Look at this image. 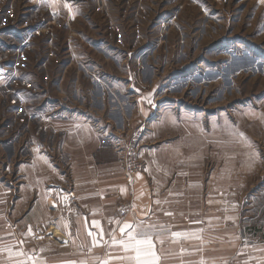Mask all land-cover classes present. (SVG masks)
I'll list each match as a JSON object with an SVG mask.
<instances>
[{
	"label": "crops",
	"instance_id": "0c3cea01",
	"mask_svg": "<svg viewBox=\"0 0 264 264\" xmlns=\"http://www.w3.org/2000/svg\"><path fill=\"white\" fill-rule=\"evenodd\" d=\"M142 18V0H0V137L15 131L0 155L16 161L22 220L69 236L38 264H135L120 241L171 222L156 212L197 191L206 128L178 96L156 95L142 28L120 24ZM140 125L145 169L129 176L113 142ZM51 185L73 186L72 208L55 205Z\"/></svg>",
	"mask_w": 264,
	"mask_h": 264
},
{
	"label": "rangeland",
	"instance_id": "374dc122",
	"mask_svg": "<svg viewBox=\"0 0 264 264\" xmlns=\"http://www.w3.org/2000/svg\"><path fill=\"white\" fill-rule=\"evenodd\" d=\"M142 8L140 22L120 24L142 28L156 95L178 96L206 128L197 191L156 212L171 222L142 223L159 264H264V2L142 0ZM15 168L0 155V264H38L39 249L53 255L69 236L36 227L34 215L22 220ZM122 203L120 217L134 208L131 197Z\"/></svg>",
	"mask_w": 264,
	"mask_h": 264
},
{
	"label": "built area",
	"instance_id": "2783aa9c",
	"mask_svg": "<svg viewBox=\"0 0 264 264\" xmlns=\"http://www.w3.org/2000/svg\"><path fill=\"white\" fill-rule=\"evenodd\" d=\"M146 128L145 125H140L135 129L131 136L124 141V144L118 143V141L113 142L116 151L120 153V158L124 163V169L129 175H133L141 168V161L138 158V144L140 138L143 136ZM47 152L50 153L48 149ZM50 193L53 194L55 204L65 210L66 208L73 207V201L75 199V190L68 186L65 190L60 189L57 185H51L48 188ZM42 229H37L35 235H39Z\"/></svg>",
	"mask_w": 264,
	"mask_h": 264
},
{
	"label": "snow or ice",
	"instance_id": "6c2138e0",
	"mask_svg": "<svg viewBox=\"0 0 264 264\" xmlns=\"http://www.w3.org/2000/svg\"><path fill=\"white\" fill-rule=\"evenodd\" d=\"M264 2V0H261ZM243 136V134H240ZM132 225H125V228H132ZM137 228L140 226L137 225ZM124 231V229H121ZM128 241H120L124 245L125 250L132 249L135 252V257H127L128 259H134L135 264H159L160 257L154 250L155 246L151 239V236L143 228L140 231L129 232ZM174 236H179L180 233H173Z\"/></svg>",
	"mask_w": 264,
	"mask_h": 264
},
{
	"label": "bare ground",
	"instance_id": "6f19581e",
	"mask_svg": "<svg viewBox=\"0 0 264 264\" xmlns=\"http://www.w3.org/2000/svg\"><path fill=\"white\" fill-rule=\"evenodd\" d=\"M50 234H51V235H53V236H59V234H58V233H56V234L54 233V229H53V228H52V230H51ZM58 238H59V237H58ZM61 238H62V237H61ZM62 239H63V238H62Z\"/></svg>",
	"mask_w": 264,
	"mask_h": 264
}]
</instances>
